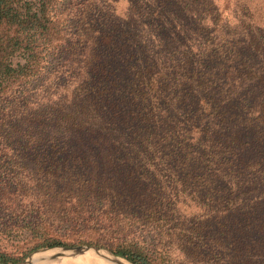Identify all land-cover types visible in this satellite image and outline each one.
<instances>
[{
  "label": "trees",
  "instance_id": "trees-1",
  "mask_svg": "<svg viewBox=\"0 0 264 264\" xmlns=\"http://www.w3.org/2000/svg\"><path fill=\"white\" fill-rule=\"evenodd\" d=\"M118 1L0 0L1 83L34 77L43 51L51 64L65 54L56 101L9 124L19 154L40 169L32 203L76 205H66L69 219L36 213L30 232L65 233L22 257L0 247V264L89 244L81 234L97 227L117 235L110 250L133 264H168L166 227L208 263L264 264V20L254 0H129L124 17ZM179 201L206 217L179 221ZM93 211L128 227L96 222Z\"/></svg>",
  "mask_w": 264,
  "mask_h": 264
},
{
  "label": "rangeland",
  "instance_id": "rangeland-1",
  "mask_svg": "<svg viewBox=\"0 0 264 264\" xmlns=\"http://www.w3.org/2000/svg\"><path fill=\"white\" fill-rule=\"evenodd\" d=\"M221 3L222 2H220V5ZM223 5L224 3L221 7H224ZM128 6L129 0H119L116 4L115 10L117 15L124 17L127 14ZM252 9L255 18H262L264 20V0H254L252 2ZM231 10H233L232 6H230L224 14L228 17L231 23H234L235 20L230 15ZM59 21L64 25V16L61 17ZM62 25L59 24L58 28H62ZM75 25L76 21L74 20V23L71 26V29L74 32L76 29L74 28ZM55 31L58 35L55 36V38L57 37L55 44L59 47L58 50H61L64 45L61 36L63 38L64 34H58V30ZM63 55L64 56L61 58L55 57L51 64L50 61L53 59L50 56H47L46 51H43L37 63L38 73L34 77L29 76V78L23 81L9 79L7 82L1 83L0 74V135L5 134V138L0 136V150L4 148L6 154L5 159H2L3 154L0 152V223L5 224L0 230V247L14 257H22L24 252H28L30 248H32L40 239H43V237L54 238L65 233L63 229L56 230L49 228L38 234L30 232L28 228L25 227V224L29 222L32 217L36 216V213L38 217L49 221L74 217L73 215H66L65 208L69 207L66 206L67 204H72V207L76 206L74 205L75 203H32L36 191L33 189L32 181L30 179L40 171V169L38 166H35V162L29 161L23 154H19V144H17L14 138V133H11L13 129L11 130V125L9 124L14 120L12 115H16V119L18 117H29L31 113L37 109H43L50 106L51 102L56 101L57 95L62 93L61 86L66 83V75L55 72L56 69H59V67L64 64L65 54ZM77 55L78 53H76L73 58L76 62L79 60ZM24 61L23 53L17 54L14 58L15 64ZM8 133L9 135L6 137V134ZM11 176L17 177V184H13L10 181ZM8 207L11 209L8 210ZM177 207V214L178 216H181L179 221H182V218H185V216H193L197 219H203L206 217V210L201 208L197 203H183L182 201H179ZM75 208L76 207H73L69 212L74 211ZM221 211L222 210L220 209V212ZM93 214L96 222L105 221L109 226L117 224V228L120 227L121 229H126L128 227L126 225L127 223H123V218L114 220L113 217H101L99 211H93ZM213 222L216 224L215 220ZM140 228H142L141 225H136L131 229V232L138 231L142 233ZM166 230L175 236L173 244L170 246L167 245L164 252L165 260L168 264H212V262L208 263L206 259L201 258L202 256L198 254L184 252V249L187 246L182 241L183 237L177 235L178 233L173 231L174 229L166 227ZM81 235V239L91 242L89 244H82L83 246H97L109 251H111L109 245L112 246V244L116 242L117 237V235H105L99 227H97L96 230H86ZM152 236L153 235L149 237V241L153 240ZM186 254H189L190 256H186ZM209 254L210 253H207V255Z\"/></svg>",
  "mask_w": 264,
  "mask_h": 264
},
{
  "label": "bare ground",
  "instance_id": "bare-ground-1",
  "mask_svg": "<svg viewBox=\"0 0 264 264\" xmlns=\"http://www.w3.org/2000/svg\"><path fill=\"white\" fill-rule=\"evenodd\" d=\"M97 255L93 248L71 255V251L64 249H47L36 253L32 263L25 264H131L126 260L114 261L110 253L101 250Z\"/></svg>",
  "mask_w": 264,
  "mask_h": 264
},
{
  "label": "water",
  "instance_id": "water-1",
  "mask_svg": "<svg viewBox=\"0 0 264 264\" xmlns=\"http://www.w3.org/2000/svg\"><path fill=\"white\" fill-rule=\"evenodd\" d=\"M88 248H93L94 249V252L99 255L101 250H104V251H107L108 253L111 254L112 258L114 261H120L122 262V260H126L127 262L133 264L132 262H130L129 260H127L126 258L124 257H121L115 253H113L112 251H109V250H106V249H102V248H99L97 246H83V245H80V246H75V247H62V246H57V247H46V248H41V249H37L35 250L34 252H32L31 254H29V256L22 262H17V263H10V264H25V263H32L35 259H36V253H38L39 251H42V250H47V249H64V250H69L71 251V255H75V254H78L80 252H83L84 250L88 249Z\"/></svg>",
  "mask_w": 264,
  "mask_h": 264
}]
</instances>
